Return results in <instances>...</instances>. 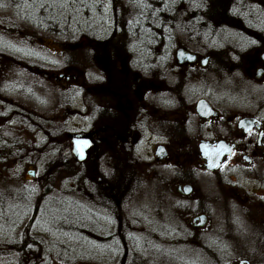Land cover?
I'll return each instance as SVG.
<instances>
[{
  "label": "flooded vegetation",
  "instance_id": "obj_1",
  "mask_svg": "<svg viewBox=\"0 0 264 264\" xmlns=\"http://www.w3.org/2000/svg\"><path fill=\"white\" fill-rule=\"evenodd\" d=\"M128 1L90 0L95 36L78 44L74 33L58 37L70 46L56 51L57 73L29 69L56 89V135L67 148L60 168L74 173L89 203L111 215L122 252L124 208L149 185L163 190L168 214L194 238L191 248L213 250L217 264H264V0H197L195 25L230 31L221 37L224 51L206 54L185 45L172 52L165 37L142 35L158 25L141 14L171 19L172 0L164 15ZM10 2L33 11L37 17L28 21L43 26L49 0ZM181 48L201 61H178ZM215 215L221 225L213 230ZM206 230L212 244L204 242Z\"/></svg>",
  "mask_w": 264,
  "mask_h": 264
},
{
  "label": "rangeland",
  "instance_id": "obj_2",
  "mask_svg": "<svg viewBox=\"0 0 264 264\" xmlns=\"http://www.w3.org/2000/svg\"><path fill=\"white\" fill-rule=\"evenodd\" d=\"M49 1L50 7L41 9L44 22L38 28L36 22L28 21L36 19L33 11L13 8L10 0H0V127L7 132L3 137H10L14 145L35 149L27 154L29 159L8 167L10 173L18 174L19 181L11 179L10 183H0V243L18 246L25 236L36 238L35 246L25 243V249H37L42 264H211L213 260L217 264V254L213 250L203 252L190 247L194 238L185 234L183 221L172 220L168 214L162 189L142 187L125 206L128 251L124 253L114 236L113 218L80 195L74 186L80 182L66 177L69 173L74 177V173L65 172L66 175L58 179V173L65 171L60 164L66 161L67 148L66 142L56 135L59 132L56 121L59 116L54 109L56 89L52 82L40 80L29 73V69L41 67L57 73L61 57L56 51L59 47L70 46L59 45L58 37L68 38L74 33L72 43L78 44L82 38L86 40L95 35L88 28L92 15L87 7L90 0ZM147 1L142 0L141 6L157 7V11L165 14L166 0ZM196 2L172 0L171 19L158 18L151 12L141 14L150 25L153 22L154 26L158 25L150 29L144 26L148 28L142 35L156 33L153 34L156 38L165 37L171 43L172 52L184 45L205 54L224 51L222 48L228 45L221 37H227L230 31L195 25ZM123 4L131 2L124 0ZM150 16L156 20H151ZM37 36L43 37L42 42L33 39ZM1 56L12 63L1 61L5 59ZM37 124L45 127H37ZM35 156H39L35 163L28 161ZM29 169L33 170L32 180L24 179ZM39 190H43V199L35 208ZM217 217L215 215V219ZM214 222L215 226L210 229L216 230L221 222L217 219ZM211 232L203 233L205 243L212 244ZM15 258L6 251L0 254V264L14 263Z\"/></svg>",
  "mask_w": 264,
  "mask_h": 264
},
{
  "label": "trees",
  "instance_id": "obj_3",
  "mask_svg": "<svg viewBox=\"0 0 264 264\" xmlns=\"http://www.w3.org/2000/svg\"><path fill=\"white\" fill-rule=\"evenodd\" d=\"M1 57H4V56H1ZM4 58L5 59H2L1 61H5V63L6 62L12 63V60L6 58V56ZM32 119L33 118L31 117V119L29 118L28 120L32 121ZM38 125H40V126H38ZM0 126H2V125H0ZM31 126L35 127L36 124H32ZM37 127L44 128L45 126L41 125V124H37ZM3 133L7 134V132L2 127H0V183H10L11 179L16 182V181H19L18 174L10 173L8 171V167L11 168V165H14V163H16L17 161L29 159L30 157H27V154L33 152L31 150H34V152H35V149H30V148L22 149L21 147L14 145L12 143L13 141L10 140V137H9V139L4 138ZM37 155H39V154H37ZM38 158H39V156H35L34 159H31L28 161H30L33 164L36 162V160H38ZM65 172L69 173V171H60L58 173V176H57L58 179L61 176L66 175ZM69 174H67L66 177L71 179L72 176ZM92 175L93 174H91V176ZM76 188L80 192V195H82L84 197L87 196L86 195V189L82 185L78 184L76 186ZM99 195L100 194L98 193V195H96V196H99ZM35 199H36L35 208H37L43 199V190H39V193L36 195ZM113 209L117 210L116 206H114ZM116 214H117V212H116ZM24 231H25V229L23 230V232ZM30 238L28 236H25V238L23 239V242L18 246L11 244V243H7V242L0 243V254H5V252L7 251V252H10L11 254L15 255L16 256L15 262L11 263V264H42L41 255L37 252L38 251L37 249H35L33 251H30V250L27 251L25 249V246H26L25 243L26 244L28 243L29 247L35 246L36 238H33V237H30Z\"/></svg>",
  "mask_w": 264,
  "mask_h": 264
},
{
  "label": "water",
  "instance_id": "obj_4",
  "mask_svg": "<svg viewBox=\"0 0 264 264\" xmlns=\"http://www.w3.org/2000/svg\"><path fill=\"white\" fill-rule=\"evenodd\" d=\"M176 59L179 61V59H184L185 61H188V62H196V61H201L202 57L201 56H198L196 54H192L190 53L189 51H187L186 49L184 48H181V49H178L176 51ZM183 56H186V58H183ZM205 61L207 58H203ZM182 60V61H184ZM80 159V158H79ZM32 170H28V172H31ZM33 175H25V179L27 180H32L33 178Z\"/></svg>",
  "mask_w": 264,
  "mask_h": 264
},
{
  "label": "snow or ice",
  "instance_id": "obj_5",
  "mask_svg": "<svg viewBox=\"0 0 264 264\" xmlns=\"http://www.w3.org/2000/svg\"><path fill=\"white\" fill-rule=\"evenodd\" d=\"M84 146H87V142L85 141L84 142ZM220 148L222 149L223 148V145L220 146ZM217 155L220 154V150L218 149L217 152H216ZM81 159H83V154L81 153ZM215 165L214 164H209V167H214Z\"/></svg>",
  "mask_w": 264,
  "mask_h": 264
}]
</instances>
